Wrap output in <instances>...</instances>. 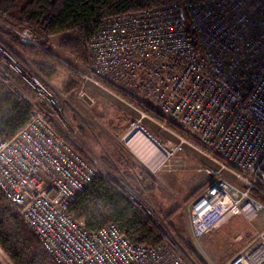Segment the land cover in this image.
Listing matches in <instances>:
<instances>
[{
  "label": "built area",
  "instance_id": "obj_1",
  "mask_svg": "<svg viewBox=\"0 0 264 264\" xmlns=\"http://www.w3.org/2000/svg\"><path fill=\"white\" fill-rule=\"evenodd\" d=\"M0 24L20 42L38 44L30 28L2 18ZM84 49V70H76L82 83L107 89L94 76L112 81L190 136L112 92L137 111L132 128L148 133L146 118L176 137L163 143V164L185 143L219 165L204 169L210 181L188 207L194 237L233 214L252 219L262 211L264 221V202L253 194L264 197V0H195L185 7L171 1L107 16ZM0 80L13 90L1 70ZM24 102L28 121L0 139V193L53 264H191L156 220V244L135 242L113 223L88 229L77 220L69 208L99 172L39 103ZM6 261L0 246V264ZM223 264H264V227Z\"/></svg>",
  "mask_w": 264,
  "mask_h": 264
},
{
  "label": "rangeland",
  "instance_id": "obj_2",
  "mask_svg": "<svg viewBox=\"0 0 264 264\" xmlns=\"http://www.w3.org/2000/svg\"><path fill=\"white\" fill-rule=\"evenodd\" d=\"M71 35L66 32L49 37V49L58 55L52 60L54 72L50 77L26 62L22 64L14 48L0 40V70L6 74L9 69L15 79L14 82L6 75L11 80L13 90L3 83L6 89L29 104L39 103L52 124L96 166L99 174L131 198L147 218L156 220L159 226L162 224L186 255L185 244L190 245L207 264L226 262L256 230L264 227L263 212L260 211L252 219L242 213L233 214L219 228L194 237L188 207L210 181L204 169L216 170L219 165L183 143L181 151L169 156L168 166L162 167L161 162L156 168L152 167L147 159L149 154L153 158L159 156L152 154L153 150L146 152L144 148L148 147L142 143L128 142L125 138L132 128L131 122L139 116L137 111L107 89L91 81L82 83V77L76 71L84 70L80 61L66 52L67 55L62 51L59 53V46H55L58 50H52L51 43L55 44L58 37L65 39ZM141 125L158 140L156 145H163L167 139L177 141L169 131L146 118L142 119ZM142 149L140 154L138 150ZM191 174H195L194 179L187 181L186 177ZM145 176L148 182L151 179L149 187L140 182V177ZM222 176L231 179L225 171H222ZM118 182L127 190L121 188ZM171 210H175L174 214L166 219V213ZM167 223H171L173 232ZM10 262L6 261L5 264H13Z\"/></svg>",
  "mask_w": 264,
  "mask_h": 264
},
{
  "label": "trees",
  "instance_id": "obj_3",
  "mask_svg": "<svg viewBox=\"0 0 264 264\" xmlns=\"http://www.w3.org/2000/svg\"><path fill=\"white\" fill-rule=\"evenodd\" d=\"M171 1H179L183 6H187L195 0H0V18L14 27L30 28L38 44L20 42L18 36L5 26L0 27V40L14 48L22 64L26 62L44 76L50 77L54 72L52 60L54 61L55 57L49 51L51 35L70 32L72 35L62 39L58 45L59 50L73 55L76 61L85 66V41L102 18ZM26 56L30 58L27 59ZM6 75L15 82L9 69ZM94 78L102 86L136 105L177 134L190 138L174 121L166 119L150 104L130 96L112 81L99 76ZM28 119L27 104L9 92L0 80V139L14 134ZM53 127L63 134L54 125ZM146 179V176L140 177V182L149 187L151 179L149 178V182ZM253 194L264 202L263 196L256 192ZM69 210L77 220H83L88 229H97L113 223L129 239L144 244H156L162 237L157 226L140 211L133 200L117 190L102 174H98L78 195ZM174 212L175 210L167 212L165 218L168 219ZM167 226L173 232L171 223H167ZM174 237L179 242L178 237L176 235ZM0 246L13 264H53L35 236L1 193ZM183 247L195 264H207L190 245L185 244Z\"/></svg>",
  "mask_w": 264,
  "mask_h": 264
},
{
  "label": "bare ground",
  "instance_id": "obj_4",
  "mask_svg": "<svg viewBox=\"0 0 264 264\" xmlns=\"http://www.w3.org/2000/svg\"><path fill=\"white\" fill-rule=\"evenodd\" d=\"M177 2H179V1H177ZM180 3V2H179ZM181 4V3H180ZM162 5V4H161ZM182 5V4H181ZM156 6H159V5H156ZM182 7H185V6H183L182 5ZM3 25V24H2ZM3 26H5V25H3ZM6 27V26H5ZM86 54V53H85ZM41 106V105H40ZM43 109V108H42ZM44 110V109H43ZM45 111V110H44ZM46 112V111H45ZM125 138H126V140L128 141V142H139V143H142L143 145H145V147H148V148H144V150L146 151V152H148V151H150V152H152V150H156L157 151V149H158V153L161 155V156H159L158 158L156 157H152V156H150V154H149V156H148V161L151 163V165H152V167H154V168H156L157 166H158V164H160L162 161H163V157L165 156V151L163 150V149H160V148H157V145L155 144V141L151 138V137H149L148 135H146V133L142 130V129H140V128H137L136 126L134 127V128H132L131 130H130V132H128L127 133V135L125 136ZM148 144H150V145H148ZM141 147H142V145H141ZM144 147V146H143ZM160 147V146H159ZM140 149V148H139ZM140 151V154L142 153V151H143V149L142 150H138V152ZM153 151V152H154ZM153 154V153H152ZM156 154V153H155ZM154 154V155H155ZM144 155V154H143ZM146 157V156H145ZM89 163H90V161L88 160V159H86ZM92 164V163H91ZM93 166H95L94 164H92ZM96 167V166H95ZM27 227V226H26ZM28 228V227H27ZM29 229V228H28Z\"/></svg>",
  "mask_w": 264,
  "mask_h": 264
},
{
  "label": "crops",
  "instance_id": "obj_5",
  "mask_svg": "<svg viewBox=\"0 0 264 264\" xmlns=\"http://www.w3.org/2000/svg\"><path fill=\"white\" fill-rule=\"evenodd\" d=\"M66 32H68V31H64V32H59V33H56V34H64V33H66ZM56 34H54V35H52V36H55ZM61 39L62 38H60V37H58L57 38V42L54 44V43H51V48H52V50L54 51V50H58V49H56L55 48V46L58 48V44H59V42L61 41ZM50 51V50H49ZM58 52L60 53L61 51H59L58 50ZM52 53V52H51ZM53 55H54V53H52ZM64 54H66L65 52H64ZM67 55V54H66ZM55 57H57L58 55L57 54H55L54 55ZM144 126V125H143ZM149 133V135L151 136V137H154L152 134H150V132H148ZM155 138V137H154ZM156 139V138H155ZM160 146V147H159ZM157 148H160V149H163V145L161 144H157ZM154 151V150H153ZM181 151V150H180ZM156 153V155L157 156H161L159 153H158V149H157V151L155 150L154 152H153V154H155ZM164 158V157H163ZM168 161H169V159L168 160H164V164L162 163V167H166V166H168ZM178 160H174V162H177ZM184 162L186 161V160H183ZM186 163V162H185ZM183 169V168H182ZM195 170V169H194ZM196 171V170H195ZM194 177H195V174H191V175H189V176H187L186 177V179H187V181L188 180H190V179H194ZM193 184H195V182L193 183ZM196 187V186H195ZM194 187V188H195ZM190 191H192V190H190ZM194 191V190H193ZM192 191V192H193Z\"/></svg>",
  "mask_w": 264,
  "mask_h": 264
},
{
  "label": "water",
  "instance_id": "obj_6",
  "mask_svg": "<svg viewBox=\"0 0 264 264\" xmlns=\"http://www.w3.org/2000/svg\"><path fill=\"white\" fill-rule=\"evenodd\" d=\"M0 27H1V24H0ZM146 133V135H148L149 137H151L150 135H149V133H147V132H145ZM152 139H155L154 137H151ZM117 182V181H116ZM118 184H119V186L121 187V188H123V189H126V187H124L120 182H118ZM127 190V189H126ZM170 238H171V240H172V242H173V244L175 245V247L190 261V263L191 264H195L191 259H190V257L188 256V255H186L183 251H182V248L176 243V241L174 240V238H172L171 236H170Z\"/></svg>",
  "mask_w": 264,
  "mask_h": 264
}]
</instances>
